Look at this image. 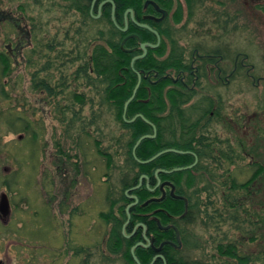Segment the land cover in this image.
<instances>
[{
  "label": "trees",
  "instance_id": "1",
  "mask_svg": "<svg viewBox=\"0 0 264 264\" xmlns=\"http://www.w3.org/2000/svg\"><path fill=\"white\" fill-rule=\"evenodd\" d=\"M20 1L18 10L22 13L35 14L37 11L39 12L36 17H31V20L38 23L40 30L33 33L34 47L29 59L31 61L30 67L32 69L35 67V60L39 54H41V58L45 59V62L40 64L41 72H35L34 70L31 73V90L44 91L52 96L54 105L58 106L57 111L63 115L62 121H67L66 129L68 132H74V137H70L74 146L78 148L80 156L85 155L82 149L88 146L89 143H93L96 154L104 160L106 173L103 175V179H105L103 183L109 184L105 193L106 201L109 204V212L103 213V216L104 221L107 224L111 223V226H113L108 243L109 253L120 255L122 264H136L131 255L133 244L126 241L121 233L122 225L127 219L126 206L130 202L126 191L137 186L143 175L149 177L152 186H154L157 183L155 177L157 170L172 171L176 168L191 166L195 162V154L199 161L192 169L172 174H159L162 181H169L174 185L175 194L182 197V199L172 197L170 193L172 188L169 187L167 198L163 202L149 204L143 208L142 205L149 197L160 193H150L146 187L147 180L144 179L143 186L131 193L139 199L138 205L132 209V222L144 223L148 230L158 238L156 241L158 244L163 237H168L170 242L178 244L175 231L172 229L167 232L161 231L155 219L150 220L149 216L143 214L152 213L151 216H157L162 225H173L178 228L181 234L182 248L177 250L172 245L165 248L164 256L167 264H216V262H220L217 260H221L220 263L223 264L264 263V216L259 220V217L254 214L256 213V206L253 207L256 199L262 197L263 202L260 211L264 213V164L253 161L250 164V167L254 168L253 173L245 182H237L236 178L232 177L230 167L235 166L240 159H244L247 155H251V159H253V153L245 151L247 148L241 141L233 144L236 135L232 136V139L222 140L218 136L211 139L206 132H203L202 122L206 119L209 123L214 117H220V113L215 112L214 103H210L211 99L209 100L206 97H204V100L208 103L206 110L202 108L199 112L196 105L192 104L197 96L196 90L201 85L200 82H198L195 89H190L180 81L175 83L170 77H167L169 71L178 74L181 70H190V63L186 64L185 62L184 54L186 50L179 47L175 35L168 37L169 55L165 58L163 56L166 53L167 45L163 43L158 50H149L148 57L135 62V69L144 71V74L135 99L129 104L124 115L125 104L131 98L138 83V76L132 69L131 62L134 57L142 52L140 50L128 52L137 46V41L129 39L123 45L128 33L122 32L116 24L120 28H124V14L126 11L141 10L143 0H112L116 6V24L112 19L113 7L111 3H107L103 8L102 18L95 20L90 13L93 0ZM176 1L178 2V15L182 14V4H185L190 10L188 18L191 20L197 17L199 13L197 9H200L199 6L202 4L199 0H183L184 3H182V0ZM99 2L101 0L98 1V4ZM160 2L164 3L165 0H160ZM54 6L62 10L60 13L62 23L70 26L68 31H59L58 34L68 37L70 31L76 28L75 22L77 20L85 24H83L85 31L76 28L75 37L69 40L72 42L70 47L66 42H63L62 49H59L61 50L59 51L61 56L64 54L69 57L70 62L67 67L70 66V69H67L66 74H61L58 81H55V75L50 71L51 54L55 49L53 46L54 37L46 43L44 38L41 40L43 35L41 15L45 13V10L50 15L55 13ZM256 9L264 13V2L258 3ZM78 17L80 19L71 22L73 18ZM130 25H132L131 22ZM11 26L14 28L12 24ZM200 26L204 28L207 23H201ZM145 33L146 35L150 34L148 31ZM142 38L147 40L145 37ZM210 39L212 38L210 37ZM197 48L201 53L204 51L205 55L216 56L218 64L221 57L228 59L230 56L228 47L226 49H211L210 46L208 50L200 46H197ZM214 61L203 59L201 78H207L204 65L207 62L214 63ZM11 63V59L0 53V82L12 75ZM238 64L237 62L236 67H238ZM234 69L236 68L234 67ZM192 78L190 76L189 87L192 86ZM261 80L264 81L260 78L259 81ZM57 82L58 84H61V82L64 84L72 83L73 87L71 89H61L62 86L55 85ZM0 90L1 95L5 98L3 84H0ZM69 90L71 91L69 92ZM80 90H85V92H80ZM65 92L67 93V99L70 101L69 106L57 102L58 97ZM53 102L51 103L53 104ZM78 106L80 110H77ZM85 107H89V114L83 118L82 110ZM65 112L69 113L72 118L67 119ZM196 113L200 115L196 119H192ZM139 115L155 125L157 129L156 138L142 141L137 148L136 157L140 161L150 160L160 152L168 149L187 153H166L149 164H140L133 155L134 146L141 137L153 135L154 129L149 123L138 117ZM134 118H136L134 122L128 123ZM6 123L12 132L30 134L31 139L28 140L35 142L37 146L38 134L31 131L30 122L24 123L22 118L17 116V118H7ZM208 125L205 127L208 128ZM238 125L235 128L240 134ZM105 130L110 132V137L102 135ZM234 133L236 131L232 132V134ZM260 141L264 142V139L258 137L257 147L261 146ZM114 147H116V150L112 151ZM58 151L63 154L62 156L70 158L67 153H63L61 150ZM36 153L37 150H35V155ZM118 157L121 158V162H117ZM110 171L113 173H110ZM219 171L224 172L223 174L226 173V175L219 174ZM228 173L231 175L227 176ZM112 175L115 179H112ZM12 177L14 178V175ZM221 178H225V182H221ZM114 181L118 185L114 184L113 186L112 182ZM211 183H217L220 188L224 187L225 190L222 189V196L224 197L222 207L210 211L208 205L214 204H205L206 201L202 199V193H210L209 198L211 197V190L214 188ZM3 185L11 189L9 182L5 181ZM202 185L203 187H200ZM22 191L24 192L23 186ZM248 201L252 214L245 213ZM48 207L49 205H46L44 208ZM39 211L33 217L36 230L38 229ZM225 212H229V214ZM51 217L54 219L52 213ZM256 217L259 224L255 223ZM227 220L236 225L235 229H238L236 233H240L239 238L233 242L225 240L218 242L214 247L215 255L209 257L210 260H202L201 258L193 260V257L190 259V253L194 252L193 254H195L204 248H201L196 228L201 226L202 228L210 229L213 227L214 229L217 227L219 230ZM217 229H215L216 233L219 232ZM248 229L252 233L249 240L254 243L259 241L263 247L254 262L252 260L254 255H247L243 251L246 242L244 237L249 236L248 231L245 233L243 231ZM74 251H76V254L83 252L81 248ZM135 254L141 264H151L155 256L151 249L145 250L144 248H138ZM106 259H108V256H105V261ZM81 262L82 264L83 262L90 264L85 260ZM154 264H164V261L156 259Z\"/></svg>",
  "mask_w": 264,
  "mask_h": 264
},
{
  "label": "rangeland",
  "instance_id": "2",
  "mask_svg": "<svg viewBox=\"0 0 264 264\" xmlns=\"http://www.w3.org/2000/svg\"><path fill=\"white\" fill-rule=\"evenodd\" d=\"M199 1L202 3L200 9H197L199 13L192 23L189 22L186 31L196 29L200 23H207L206 27L200 28L201 35L206 38H199V45L207 49L210 46L211 49L228 47L229 58L219 61V67L223 70L222 80L226 79L227 72L230 74L234 70L236 73L229 78L228 85L218 79L216 81V77L211 76L210 79L208 75L207 78L203 77L192 104H195L201 112L202 108L206 110L208 107L204 97L216 102L213 108L217 114L220 113V117L213 116L214 119L209 123L205 119L202 122L203 132H206L211 139L218 136L226 140L236 135L233 144L241 141L247 148L245 151L253 153V159L251 155H247L229 169L237 182H245L253 173L254 168L250 167L253 161L264 164V142L260 141L261 146H256L258 137L264 139V81H259L260 78L264 79V13L256 9L257 4L264 0ZM20 3V0H0V12L12 13L19 18L22 26L27 24L32 27L33 33L39 31L38 23L31 20V17H36L39 12L22 13L18 10ZM47 12L45 10L41 15L43 32L41 40L44 38L45 43L59 30L69 29L68 24L61 21V9L58 8L51 15ZM113 17L115 19V16ZM1 23L0 53L7 54L6 46L9 41L15 40L19 33L10 23L5 21ZM192 50L193 47H190L187 52L188 58L192 57ZM37 57L41 58V54ZM40 60L41 64L45 62L43 57ZM237 62L239 68L236 67ZM36 67V65L33 69L29 67L28 73L25 74L21 69L22 66H16L12 69V75L0 82L5 89V98L0 92V194L6 192L13 206L11 221L5 227L0 223V264H82L83 257L74 250H79L87 243L84 234L88 233V228L90 231L94 229L96 233L100 230L104 235L109 227L103 216V213L109 212L105 194L109 184L103 183L106 167L104 160L96 154L93 143L82 149L85 155H79L78 148L71 139L72 136L74 137V132H68L66 129L67 121H62L63 115L57 111L58 106L50 104L51 96L45 92L31 90V73ZM206 72L208 73L207 70ZM66 94L65 92L60 95L57 102L69 106L70 101ZM77 110H80L79 106ZM65 113L67 119L72 118L69 113ZM88 114L89 107H85L82 110V117L85 118ZM199 115L196 113L192 119H196ZM17 116H20L24 123L30 122L31 131L38 134L37 146L35 142L28 140L31 139L30 134L24 133V139L19 140L22 132L11 131L6 119ZM207 124H209L208 128L205 127ZM237 124L240 134L235 128ZM233 131L236 133L232 134ZM258 131L260 133H257ZM102 135L110 137V132L105 130ZM35 150H37L36 155ZM58 150L67 153L70 158L62 156L63 154ZM115 150L116 147L112 151ZM77 155L80 157H75ZM116 160L121 162L120 157ZM218 173L226 175L222 171ZM225 180L221 178V182ZM5 181L9 182L11 189L3 185ZM114 184L118 185L116 181L112 182L113 186ZM211 185L214 188L211 190L210 198V193H202L205 204H214L208 205L210 211L221 208L224 204L222 196L224 187L220 188L217 183ZM71 194H74L73 200H70ZM258 200L253 203V207L256 206L254 214L260 220L264 216L263 211H260L262 197ZM46 205L49 207L44 208ZM245 210L247 214L253 213L249 201ZM38 211L36 230L33 217ZM257 219L256 217L255 223L259 224ZM235 226L227 220L219 230L217 227L214 229L197 227L196 234L201 248H204L195 254L190 253V259L193 257V260L195 258L210 260L209 257L215 255L214 247L218 242L221 240L233 242L239 238L240 233H236L238 229H235ZM215 229L219 232L216 233ZM247 231L249 236L244 237L246 242L243 251L247 255H254L252 258L254 262L263 247L259 241L254 243L249 240L252 233L250 229L243 232ZM70 248L74 249L73 259L69 258ZM108 258L111 260H96L93 264H122L119 257L108 256ZM220 262L216 264H223Z\"/></svg>",
  "mask_w": 264,
  "mask_h": 264
},
{
  "label": "flooded vegetation",
  "instance_id": "3",
  "mask_svg": "<svg viewBox=\"0 0 264 264\" xmlns=\"http://www.w3.org/2000/svg\"><path fill=\"white\" fill-rule=\"evenodd\" d=\"M98 1H100V0H93L91 3L90 13H91L92 17L95 20H100L103 16V13H102L103 8L105 7V5L107 3H111L112 7H113V9H112V18H113V16H115V11H116L115 3L110 2V0H101V2H99V4H98ZM142 2H143V6H142L141 10H138V11L132 10V13L128 12L129 10H127L126 13L124 14V19H125L124 25H125V27L128 24L127 31L124 32V33H128V36L125 38V42L129 39H133V40L137 41V46H135L132 50H130L128 52H135L136 50H140L142 52L141 54L134 57L132 59V61H133L135 58L141 57L144 53L143 50L141 49V44L147 43V44L158 46L156 48H147V54L145 55V57L139 58L136 60V61H138L140 59H144V58L148 57L149 50H158L159 48L162 47V44L165 43L167 45L166 53L163 56L165 58L167 55H169L168 37L170 35H175L177 32V24L175 23V13L178 9V2L176 0H165L164 3L160 2V0H143ZM57 9H58L57 6H54V10L56 11ZM95 12H96V16H95ZM76 19H80V18L79 17L73 18L71 20V22L75 21ZM2 21H5V23H10V25L12 24L14 26V28H16L17 32L19 33V36L15 40L9 41L8 45L6 46L7 54H5V55L9 59H11V62H12L11 63L12 64L11 69L15 68L16 66H22L21 69L24 71L25 74H27L28 73L27 71L31 65V61L29 60L30 59L29 54L32 55L31 51H32V48L34 47L32 27H30L27 24H24V26H22L23 24L20 23L19 18H16L10 12H4V11L0 12V25L2 24L1 23ZM113 21L116 24V21L114 19H113ZM130 22L132 23V25H130ZM182 23L184 24L183 30H186L188 25H190V23H188V22L185 23L182 21ZM83 24L84 23H81L79 20H77L75 22V26L77 29L85 31V26H84L85 24L84 25ZM200 24L197 25L196 29L189 30V31L192 33L200 32L199 34H201ZM116 26L120 30L122 29L117 24H116ZM143 26H145V27H143ZM68 27H70V26H68ZM76 28L70 31V35L68 37H66L63 34H58V32L59 31L61 32V30L56 32V35H54L53 46L55 49H54V51H52V54H51L52 58H51L50 71H51V73H53L55 75V77H54L55 81L60 80V75L64 74V73L66 74L67 69H70V66L67 67V65H69V62H70L69 57H66V55H64V54L61 56V53L59 52L61 50H59V49H62V43L63 42H66L67 45L70 47L72 42H70L69 40L73 39L75 37L74 33H75ZM146 31L150 32V34L146 35V33H145ZM142 37H145L147 40H144ZM190 47H193V50H192L193 52H191L192 57L188 58L187 52L189 51ZM184 49L186 50V53L184 54L185 55V62H186V64L190 63V70L189 71H188V69L181 70L178 74H176L174 71H172V72L169 71V72H167V77H170L175 83L180 81L184 86H186L190 89H195L198 82H200V84H201L202 78L200 76L203 74L202 64H203V59H206V60H215L214 63L207 62L204 65V67L208 71V73H207L208 78L210 79L212 76V78L216 77V81L218 79L222 83L224 82V80H222L223 70H222V68L218 67L219 64H218V61L216 60V56L202 55V53L199 51L197 46L190 45V44H188L186 46V48H184ZM2 54H4V53H2ZM37 59H38V57L35 60V63L37 66L35 72H41L40 64L42 61L40 60L41 59L40 57L38 60ZM222 59L223 58L221 57V60ZM38 63H40V64L38 65ZM131 64H132V62H131ZM218 70H219V74L217 73ZM211 71L214 72L213 75H212ZM232 71H234V70H232ZM140 73H141V78H142L144 71H140ZM190 76L193 77L191 87H189ZM224 84L228 85V82H224ZM55 85L56 86L57 85L62 86L61 89H63V88L64 89H71L73 87L72 83H65L64 84L61 82V84H58V82H57ZM41 92H44V91H41ZM51 101L52 102L54 101L52 96L50 98V104L52 105ZM210 103H214V102H210ZM53 104H54V102H53ZM215 105H216V102L214 103V107H215ZM24 135L25 134H21L19 136V140H23ZM195 158L197 159V163H198L199 159L197 158V156ZM143 176H145L144 179L147 180L146 187L149 189L150 193L154 194L156 192H160L158 195H152L151 197H149V199L147 200V201H150L149 204L151 205L153 203L163 202L167 198L168 191L170 189L168 185H162V183L166 182V181H161V184H160V182L158 181L159 180L158 179V172H156L155 177L157 178V183L154 186H152V182L149 179V177H147L146 175H143ZM144 179L142 180L141 187L143 186ZM140 180H141V178H140ZM104 181H105V179L103 180V182ZM139 183H140V181H139ZM162 186H163V188H162ZM129 190L126 191V195L128 197V200L130 201L128 203L127 207L136 202V199H135L136 196L131 194L132 192H134L136 190H134L132 192H129ZM88 195H87V197H88ZM73 197H74V194H71L70 200H73ZM154 199H158L159 201H154ZM9 200H10V196H9ZM10 204H11V200H10ZM12 212H13V206L11 204V216H12ZM126 215H127V213H126ZM143 215L149 216L150 220L155 218L154 217L155 215L151 216L152 213H145ZM11 216L8 219H4V220L1 219V217H0V223H2V225L6 226L9 223V221H11ZM143 225H144V223H142V222H137V223L132 222V216H130V219L127 217L126 221L122 225V229H121L122 236L124 237V239L126 241L133 244L131 249L135 245L140 244V243L147 245V246L149 245V247L140 246L138 248H144L145 250L151 249L155 255L154 258L157 256H161V258H157V259H162L164 261V264H167L164 254L166 252L165 248L170 245L169 244L170 241L168 240V237H163L162 241L158 244V243H156L158 238H156L154 236V234L151 233L145 225H144L145 227H143ZM112 231H113V226H111V223L109 224V227L107 228V232L104 233V235H103V232H101L100 230L96 233V231L94 229L90 231V229L88 228V233L84 234L85 238L87 240V243L81 247L83 252L80 253V256L83 257V260L87 261L90 264L95 263L96 260L104 261L105 256L119 257V259L121 260L120 255L119 256L111 255L108 251L109 250V244L108 243L110 241L109 238H110V234L112 233ZM163 232H166V231H163ZM162 245H163V247L160 249V251H157L156 249H159ZM180 245H181L180 248H177L174 246L173 247L176 248L177 250H181L182 244H180ZM73 250H74L73 248H70L68 251L70 259H73ZM110 258H108L106 260L109 261V260H111ZM154 258H153V260H154ZM134 262H135V260H134Z\"/></svg>",
  "mask_w": 264,
  "mask_h": 264
},
{
  "label": "water",
  "instance_id": "4",
  "mask_svg": "<svg viewBox=\"0 0 264 264\" xmlns=\"http://www.w3.org/2000/svg\"><path fill=\"white\" fill-rule=\"evenodd\" d=\"M110 2L113 3V1H110ZM128 12L132 13V10H129ZM113 19H114V17H113ZM114 20H115V19H114ZM143 27H145V26H143ZM127 28H128V24L126 25L125 28H123V29H121V30H122L123 32H126V31H127ZM124 43H125V40H124V42H123V45H124ZM156 47H157V45H151V44H147V43H143V44H141V49L143 50L144 53H143V55H142L141 57H137V58H135V59L132 61V65H131L132 68H134L133 65H134V63H135V61H136L137 59L145 57V55L147 54V48H156ZM135 72H136V74H137V76H138V83H137V85H136V87H135V89H134V91H133V94H132L131 98H130V99L126 102V104H125V108H124V112H125V113H126V111H127V108H128V106H129V104L135 99V96H136V94H137V92H138V90H139V87H140V85H141V82H142L141 73L138 72V71H135ZM138 117H140L141 119H143L145 122L149 123V124L153 127V129H154V134H153V135H146V136L141 137V138L136 142V144H135V146H134V149H133V155H134V157L136 158V160H137L140 164H144V165L149 164V163L153 162L154 160H156V159H157L158 157H160L161 155L166 154V153H177V154H186V153H187V152H184V151H179V150H174V149H168V150H165V151L160 152L159 154H157L156 156H154V157L151 158L150 160H147V161H140V160L136 157V150H137V148L140 146V144L142 143V141H144V140H146V139H154V138H156V136H157V129H156L155 125H153L151 122H149L147 119H145L142 115H139ZM135 120H136V118H134L133 120L128 121V123H132V122H134ZM194 165H195V164H193V165H191V166H189V167H186V168H176V169H174V170H172V171H163V172H165V173H167V174H172V173H174V172H181V171H185V170H188V169H192V168L194 167ZM144 178H145V176H142V177H141V180H140V183H139L137 186H135V187H133L132 189H130L129 192H132V191H134V190H138V189L141 187V185H142V180H143ZM167 185L170 186V187L172 188V190H171V195H172L174 198L182 199V197L176 196V195L174 194V192H175V187H174V185H172V184H170V183H167ZM162 188H163V186H162ZM135 199H136L135 204H136V203L138 204V203H139V200H138L136 197H135ZM154 201H159V200H158V199H154ZM149 202H150V201H147V202L144 204V206L148 205ZM127 214H128V218L130 219L129 207L127 208ZM10 216H11V204H10L9 196H8V194H7L6 192H2V193L0 194V217H1V219L4 220V219H8ZM143 227H145V226L143 225ZM169 244H171L172 246L177 247V248H180V247H181V246H177V245H175V244H173V243H169ZM163 245H164V244H163ZM163 245H162L159 249H156V250H157V251H160V249L163 247ZM140 246H143V247H149V245L147 246V245H144V244L140 243V244L135 245V246L132 248L131 253H132L133 259L135 260L136 264H141L140 261L138 260V258L135 256V250H136L138 247H140ZM157 258H161V256H157V257H155L151 264H154V263H155V260H156Z\"/></svg>",
  "mask_w": 264,
  "mask_h": 264
},
{
  "label": "bare ground",
  "instance_id": "5",
  "mask_svg": "<svg viewBox=\"0 0 264 264\" xmlns=\"http://www.w3.org/2000/svg\"><path fill=\"white\" fill-rule=\"evenodd\" d=\"M184 3V2H183ZM183 5V8H182V14L181 15H178V10L176 11V13H175V23L177 24V32H176V34H175V36H176V40L178 41V45H179V47L181 48V49H184V48H186V46L188 45V44H190V45H194V46H200L199 45V42H200V39L199 38H202V37H204L203 35H201V34H199L200 32H194V33H191V32H187L186 30H183V28H184V24L182 23V21L183 22H191V21H193V19H189L188 18V15H189V13H190V10L188 9V7L185 5V4H182ZM210 24V23H209ZM183 30V31H182ZM185 32H187V33H185ZM204 38H206V37H204ZM159 45V44H158ZM158 47V46H157ZM200 47H203V46H200ZM207 49V48H206ZM216 49V48H215ZM208 50V49H207ZM202 55H205V53H204V51H203V53H202ZM220 61H221V59H219ZM132 67V66H131ZM133 67H134V65H133ZM134 71H138V70H136L135 69V67L134 68H132ZM138 72H140V71H138ZM136 73V72H135ZM236 72L235 71H231V73L229 74L228 72L226 73V79L224 80V82H228L230 79L229 78H232L233 77V75L235 74ZM222 75H223V73H222ZM128 109V108H127ZM127 112V111H126ZM126 113L124 112V115H125ZM177 154V153H176ZM194 156L196 157V155L194 154ZM194 164L196 165L197 164V159H195V162H194ZM193 165V164H192ZM194 165V166H195ZM189 167V166H188ZM184 168H186V167H184ZM188 170H190V169H188ZM163 171H166V170H157V172H158V181L160 182V184H161V179H160V177H159V174L160 173H164V174H167V173H165V172H163ZM167 183H170V184H172L171 182H169V181H166V182H163L162 183V185H167ZM173 185V184H172ZM170 187V186H169ZM171 193V192H170ZM174 194H175V192H174ZM176 195V194H175ZM177 196V195H176ZM173 197V196H172ZM180 197V196H179ZM146 203V202H145ZM144 203V204H145ZM144 204L142 205V207L144 208V207H146V206H144ZM138 204L136 203H133V204H131V205H129L128 207H129V214H130V216H132L133 215V213H132V209L134 208V207H136ZM127 206H126V210H125V212L127 213V208H128ZM127 217H128V214H127ZM155 218V221L157 222V225H158V227H159V229L161 230V231H169V230H174L175 231V234H176V241H177V243H179V244H175V243H173V242H170V243H173V244H175V245H177V246H181L180 244H182V241H181V234H180V232H179V230H178V228L177 227H175V226H173V225H162V222H161V220L157 217V216H154ZM171 245V244H170ZM138 249V248H137ZM132 250V249H131ZM136 251V250H135ZM131 255H132V253H131ZM135 256H136V254H135ZM137 257V256H136ZM132 258H133V256H132Z\"/></svg>",
  "mask_w": 264,
  "mask_h": 264
}]
</instances>
